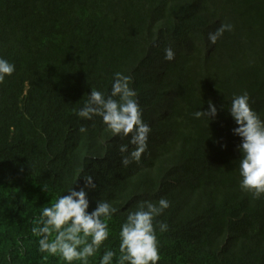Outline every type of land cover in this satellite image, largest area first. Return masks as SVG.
I'll return each mask as SVG.
<instances>
[{
	"label": "trees",
	"instance_id": "obj_1",
	"mask_svg": "<svg viewBox=\"0 0 264 264\" xmlns=\"http://www.w3.org/2000/svg\"><path fill=\"white\" fill-rule=\"evenodd\" d=\"M222 23L232 31L210 43ZM0 57L16 66L0 84V264H65L38 251L32 228L88 175L90 210L118 209L105 241L117 257L127 211L163 197L158 264H264V196L239 187L228 111L246 91L264 115V0H0ZM116 72L132 77L151 128L128 166L127 139L76 115L92 88L110 93ZM209 100L217 116L196 118Z\"/></svg>",
	"mask_w": 264,
	"mask_h": 264
},
{
	"label": "clouds",
	"instance_id": "obj_2",
	"mask_svg": "<svg viewBox=\"0 0 264 264\" xmlns=\"http://www.w3.org/2000/svg\"><path fill=\"white\" fill-rule=\"evenodd\" d=\"M232 29V24L222 23L215 32L208 34V40L215 44L225 31ZM165 59H175L171 47L165 49ZM15 71L14 63L0 57V84ZM132 82L131 76L114 73L110 93L92 88L83 107L76 113L84 120L99 117L113 137L128 140L127 144L119 146L122 154L127 153L121 161L124 166L141 160L147 151L151 132L143 119V109L137 91L131 87ZM228 111L237 125L232 132L240 138L237 146L240 152L239 187L259 198L264 196V115L252 107L246 91L233 96ZM194 116L211 120L217 116V108L209 100L208 109L196 111ZM80 131L87 129L82 126ZM83 180L79 190L69 187L50 206L42 208L32 228V234L38 238V251L59 257L65 264L77 261L88 264L89 258L95 257L103 247L99 264H158L160 248L157 228L163 233L168 230V225L158 222L156 218L171 206L170 201L163 197L156 202L143 200L138 202L135 209L127 211L120 225V255L117 257V253L105 245V241L110 236L108 222L118 209L111 202L100 200L90 210L89 192L95 190L96 183L91 175Z\"/></svg>",
	"mask_w": 264,
	"mask_h": 264
}]
</instances>
